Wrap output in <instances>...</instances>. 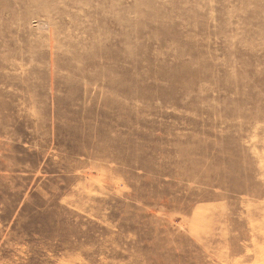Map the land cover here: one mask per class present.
Returning a JSON list of instances; mask_svg holds the SVG:
<instances>
[{
  "label": "rangeland",
  "instance_id": "obj_1",
  "mask_svg": "<svg viewBox=\"0 0 264 264\" xmlns=\"http://www.w3.org/2000/svg\"><path fill=\"white\" fill-rule=\"evenodd\" d=\"M0 264H264V0H0Z\"/></svg>",
  "mask_w": 264,
  "mask_h": 264
},
{
  "label": "bare ground",
  "instance_id": "obj_2",
  "mask_svg": "<svg viewBox=\"0 0 264 264\" xmlns=\"http://www.w3.org/2000/svg\"><path fill=\"white\" fill-rule=\"evenodd\" d=\"M102 149H104V148L102 147Z\"/></svg>",
  "mask_w": 264,
  "mask_h": 264
}]
</instances>
